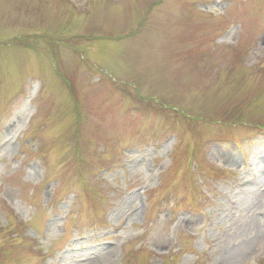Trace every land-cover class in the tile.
<instances>
[{
    "label": "rangeland",
    "instance_id": "1",
    "mask_svg": "<svg viewBox=\"0 0 264 264\" xmlns=\"http://www.w3.org/2000/svg\"><path fill=\"white\" fill-rule=\"evenodd\" d=\"M262 167L264 0H0V264H264Z\"/></svg>",
    "mask_w": 264,
    "mask_h": 264
},
{
    "label": "bare ground",
    "instance_id": "2",
    "mask_svg": "<svg viewBox=\"0 0 264 264\" xmlns=\"http://www.w3.org/2000/svg\"><path fill=\"white\" fill-rule=\"evenodd\" d=\"M250 176H253V178L251 182L245 183V195L247 194L246 192L250 193L252 190H259L261 188H264V167L253 169ZM258 193L255 192L251 197V203L254 207H260L264 202V191H258ZM257 232V235L255 236L249 247L246 249V251H251L252 249L257 248L264 240V228L259 229ZM242 252L233 253V257L231 258L232 264H234L233 262H235L239 258Z\"/></svg>",
    "mask_w": 264,
    "mask_h": 264
}]
</instances>
